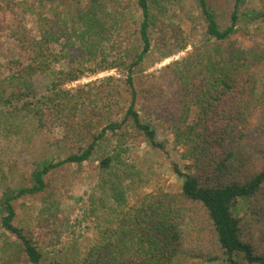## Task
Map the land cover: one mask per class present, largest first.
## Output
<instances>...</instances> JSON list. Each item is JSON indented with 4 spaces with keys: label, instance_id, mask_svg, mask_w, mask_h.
Wrapping results in <instances>:
<instances>
[{
    "label": "trees",
    "instance_id": "1",
    "mask_svg": "<svg viewBox=\"0 0 264 264\" xmlns=\"http://www.w3.org/2000/svg\"><path fill=\"white\" fill-rule=\"evenodd\" d=\"M260 3L0 0V264H264ZM159 132L180 190L131 203V153L165 151Z\"/></svg>",
    "mask_w": 264,
    "mask_h": 264
},
{
    "label": "rangeland",
    "instance_id": "2",
    "mask_svg": "<svg viewBox=\"0 0 264 264\" xmlns=\"http://www.w3.org/2000/svg\"><path fill=\"white\" fill-rule=\"evenodd\" d=\"M186 7H188V4H185ZM261 3L260 0H247L246 7L250 8H260L261 9ZM230 9V5H225L221 9H219V21L222 24V26H225L227 24L228 19V10ZM180 18H184V14L179 13ZM9 46V41L2 40L0 42V65H3L4 60L6 57L10 55L9 52H7V48ZM189 50V49H188ZM184 53H181L180 55L166 60L162 64L154 67L150 71H153L154 69H157L168 62H170L173 59H177L180 56H183ZM107 74H100L98 77H103ZM89 81V79H83L81 83H85ZM159 140H167L166 143V150L160 151L155 150L152 148H149L145 145V143H140L137 146V149L134 150L131 153V160L135 166V172L138 174V180L139 183L134 185V187H131V190L126 194L128 197L129 202L132 203V200H134L137 197H140L141 194H147L151 192L152 189H154L157 186L163 187L165 190H173V191H179L181 186V179L173 172L171 168V162L177 161L178 158V152L173 148V145L171 143V138L167 134H163L159 132L158 135ZM35 154V156H25L23 159H18V169L14 173V181L15 182H24L27 180V172L28 167L30 163L33 161H36L38 156L40 155ZM18 158V157H14ZM140 195V196H139ZM100 196V192L98 194ZM104 201H108L104 203V206H108L111 202V199L107 198L106 196H103ZM97 209L94 213L95 215L90 217L87 221V224L85 225V228L82 230V234L80 236V239L78 240L79 247L81 246V250H86L90 247V245L93 243L94 240V233L95 229L99 224L101 223V219L103 215L107 212L106 208H103L100 206V204H97L95 206ZM70 240H65L62 243L61 248H70Z\"/></svg>",
    "mask_w": 264,
    "mask_h": 264
}]
</instances>
